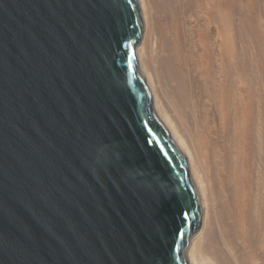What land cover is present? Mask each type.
<instances>
[{"label": "water", "instance_id": "1", "mask_svg": "<svg viewBox=\"0 0 264 264\" xmlns=\"http://www.w3.org/2000/svg\"><path fill=\"white\" fill-rule=\"evenodd\" d=\"M143 28L138 0H0V264H189L202 203Z\"/></svg>", "mask_w": 264, "mask_h": 264}, {"label": "bare ground", "instance_id": "2", "mask_svg": "<svg viewBox=\"0 0 264 264\" xmlns=\"http://www.w3.org/2000/svg\"><path fill=\"white\" fill-rule=\"evenodd\" d=\"M135 48L202 203L189 264H264V0H138Z\"/></svg>", "mask_w": 264, "mask_h": 264}]
</instances>
